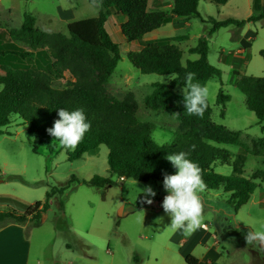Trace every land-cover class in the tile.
I'll return each mask as SVG.
<instances>
[{
    "label": "rangeland",
    "instance_id": "374dc122",
    "mask_svg": "<svg viewBox=\"0 0 264 264\" xmlns=\"http://www.w3.org/2000/svg\"><path fill=\"white\" fill-rule=\"evenodd\" d=\"M169 5L170 2L152 1L149 9H162L170 15ZM100 9L98 4L88 0H0V74H4V67L31 69L51 76L55 88L68 87L74 79L68 72L63 76L55 72L54 60L46 49L37 50L33 57L22 58L19 53L30 49L24 41L10 38L9 31L19 28L24 14L29 13L36 19L37 29L68 36L63 13L72 11L79 21L97 17ZM249 12L245 0H231L225 7L201 0L199 13L202 19L193 17L179 27L174 23L166 24L149 33L145 42L130 43L120 30L127 18L111 10L105 28L119 45L121 59L104 85L105 94L117 100L132 92L138 103V121L151 124V135L161 144L171 143L177 133L178 114L151 110L144 104L153 84L168 83L170 79L167 75L142 74L127 55L140 50L149 41L175 44L184 52L182 63L186 65L188 60L198 58V55H190L188 49L196 47L199 38L206 36L209 40L208 61L222 71L221 79L213 77L207 83L212 121L239 134L237 144H219L217 147L230 153V162L238 155L246 158L243 171L248 179L256 172H264V156H255L253 152L258 138L264 136V121L259 123L255 114L248 110L245 97L235 85L232 66L220 58L239 48L240 39L236 36L240 32L230 26L209 36L212 24L203 20L210 17L244 20ZM248 27L258 32V37L251 43L250 62L244 71L247 76L264 78V61L259 54L264 50V26L249 24ZM246 32L244 27L241 35ZM244 65L239 62L238 68L242 70ZM2 89L0 84V91ZM220 90L230 96L224 118L220 116L222 106L217 104ZM27 128L21 124V119L13 117L10 125L3 128L4 134L0 135V210L14 208L21 211L27 204L45 202L51 189L67 187L63 194H55L49 199V210L44 219L39 223L31 221L28 226L29 230H34L35 248L48 251L46 258L50 254L59 264H186L183 254L193 247L195 257L209 252L214 264H264V245H249L245 239L250 227L258 228V221L264 220V181L257 182L259 187L237 212L222 191H204L202 223L186 237L180 230H166L170 217L161 207L167 194L163 183L121 180L110 171L105 146L80 160L69 161L66 149L59 150L56 146L50 153L46 144L38 145L36 137L28 139ZM49 142L52 145L54 140ZM215 170L225 176L233 174L229 165H219ZM72 176L80 181L102 176L111 178L113 183L96 188L82 182H70ZM148 186L156 192L154 198L149 197L153 199L152 204L145 202L142 192ZM157 218H162L161 223H156ZM135 258L141 262L136 263Z\"/></svg>",
    "mask_w": 264,
    "mask_h": 264
},
{
    "label": "trees",
    "instance_id": "16d2710c",
    "mask_svg": "<svg viewBox=\"0 0 264 264\" xmlns=\"http://www.w3.org/2000/svg\"><path fill=\"white\" fill-rule=\"evenodd\" d=\"M98 4L101 9L95 18L71 22L67 25L68 36L62 33H47L36 28V19L29 13L24 14L22 25L11 29L9 36L14 41H24L30 51L19 53L22 58L33 57L39 49H46L54 60L53 66L59 76L68 72L74 81L66 88H55L52 78L44 72L31 69L21 70L4 67L0 74V135L3 128L10 125L13 117L21 119L26 125L28 139L36 137L38 145L46 144L50 153L56 146L67 150L69 161L80 160L87 154L96 152L101 146L108 150V164L112 174L121 179L137 182H161L165 174H173L175 169L166 160L168 153L185 151L189 158L197 162L206 185V192H223L229 197L235 212L248 203L258 181H264V172L254 173L250 179L244 177L243 164L246 158L238 155L230 162V153L217 147L219 144L235 145L239 134L212 121V108L208 102L200 116L190 115L184 105V93L176 92L185 86L187 73H195L194 81L207 84L213 77L222 78V71L208 61V42L204 36L199 38L196 47L189 53L199 55L195 61L183 65V52L175 44L145 43L138 51H131L127 57L130 63L142 74L169 76L175 74L168 83H155L150 94L145 96L144 104L151 110H162L178 114L176 137L171 143H156L151 133L153 126L138 121V103L132 92L122 100L105 94L104 85L109 82L121 59L120 47L115 43L105 25L111 10L127 19L120 30L130 42H145L144 37L172 22L173 16L181 18H200V0H169L170 12L149 9L150 1L160 0H88ZM217 6H224L228 0H208ZM254 15L244 20L226 19L213 24V30L235 25L241 31L247 23L263 22L259 0L253 1ZM264 61V50L259 52ZM250 51L243 59L236 60L233 73L235 85L245 97L246 106L259 122L264 121V78L244 75L239 71V62L248 63ZM230 96L220 90L217 104L222 106L220 116L225 117L226 103ZM84 108L91 122L90 130L74 148H66L48 134L47 129L59 119L57 109L74 110ZM54 140L51 145L49 141ZM37 146L34 151L36 152ZM255 156H264V138L253 147ZM217 163L232 167V176L215 172ZM82 182L88 186L104 188L112 184L111 178L94 176L91 180L80 181L72 176L70 182ZM67 187L51 189L45 202L27 204L23 210H0V228L9 225L39 223L49 210V199L55 194H63ZM140 263L139 258H135ZM186 264H198V259L189 255Z\"/></svg>",
    "mask_w": 264,
    "mask_h": 264
},
{
    "label": "clouds",
    "instance_id": "9594fccd",
    "mask_svg": "<svg viewBox=\"0 0 264 264\" xmlns=\"http://www.w3.org/2000/svg\"><path fill=\"white\" fill-rule=\"evenodd\" d=\"M175 74H170L171 79ZM195 73L189 72L185 76L184 105L186 112L190 115L200 116L204 113L210 95L207 84L194 81ZM59 119L54 125L47 129L48 134L56 138L60 145L66 148H74L84 138L91 128L84 108L69 110L66 108L57 109ZM156 143H160L154 137ZM170 162L173 174H165L163 187L166 195L161 207L170 217V225L166 230H180L184 236H190L200 227L203 219L202 194L206 189L201 168L197 162L189 158V153L185 151H174L165 157ZM145 202L152 204L156 192L151 186L142 190ZM143 212H137V214ZM162 218H157L156 223H161ZM259 227H250V231L245 235V239L250 245H264V220L258 221Z\"/></svg>",
    "mask_w": 264,
    "mask_h": 264
},
{
    "label": "crops",
    "instance_id": "0c3cea01",
    "mask_svg": "<svg viewBox=\"0 0 264 264\" xmlns=\"http://www.w3.org/2000/svg\"><path fill=\"white\" fill-rule=\"evenodd\" d=\"M160 1H161V3L170 2L169 0H160ZM206 1L209 2L208 0H206ZM253 1L254 0H245L246 4L248 5V9H250L248 17L255 14V11L253 8ZM150 2H152V1H150ZM230 2H231V0H228V3L222 7L227 6L228 4H230ZM210 4H212V3H210ZM259 5L261 8V13H264V0H259ZM171 6L172 5L170 3V5H169L170 9H171ZM156 11H162V9H156ZM198 11H199V6H198ZM170 15H172V14L170 13ZM219 15L221 16V13H219ZM230 18L235 19L233 17H230ZM62 19H63V22L66 23V25H68L71 22L76 21L72 11L71 12L66 11L65 13H63ZM190 19L191 18L185 19V18L177 17L174 15L172 22L167 23V24L174 23L175 26L179 27L181 25V23H186V22L188 23V20H190ZM200 19H202L201 15H200ZM211 19L215 20L216 22H220V21H224V20L229 19V18H226L223 20H216L214 18H211ZM236 20H238V19H236ZM203 21L209 22L212 24V22H210L209 20H207V21L203 20ZM249 24H254V25L260 24L261 26H264V23L261 21L254 22V23H247L244 26L245 29H247V32L244 35H241V32L244 29L243 28L241 31H239L240 33H238L236 36L237 40L240 39L239 48L237 50H232L231 52H229L226 55L222 54L221 55L222 57H220L222 61L227 62L229 65H231L233 70H234L235 61L237 59L245 56L247 50H250L251 43L254 40H256L258 37V32H256L255 30L249 29V27H248ZM165 25H163V26H165ZM230 26H235V25H230ZM230 26H228V27H230ZM225 28H227V27H225ZM220 29H223V28H220ZM220 29L214 31L213 30V24H212V28L209 31V36H212L213 34H215ZM145 37H144V41H145ZM204 37L206 38V40L208 42V54H209V40L206 36H204ZM153 42H155V41H149L148 43H153ZM192 48H194V47H192ZM189 49H191V48H189ZM189 49H188V53H189ZM189 54L190 55H197V54H191V53H189ZM183 56H184V52H183ZM198 58H199V55H198ZM188 61H195V60H188ZM244 64L245 65L243 66L242 70L239 69V71L241 73H243L244 75H246L244 69L247 66V63H244ZM234 77H235V75H234ZM235 80H236V77H235ZM177 89H180L183 91H177ZM177 89L175 90L176 92L184 93V88H177ZM259 123H262V122H259ZM262 130H264V127H262ZM260 138H264V136L260 137ZM260 138H258V140ZM259 157H261V156H259ZM219 165H225V164L217 163L215 168H217V166H219ZM215 172H216V170H215ZM29 224H30V222L26 223L23 226L22 225H16V224H9V225H6V226L0 228V264H59L56 257H53L52 255L50 256V254H48L47 258L45 257V254L48 253L47 250L43 251L41 247L35 248V246L33 244V238H32L34 230L28 229ZM194 251H195V248L190 247L187 250V252H185L183 254V258L186 259V257L189 255L194 256L195 255ZM196 258L199 261L198 264H214L213 261L210 260L209 252H206L201 257L199 256ZM83 264H90V263H83Z\"/></svg>",
    "mask_w": 264,
    "mask_h": 264
},
{
    "label": "built area",
    "instance_id": "2783aa9c",
    "mask_svg": "<svg viewBox=\"0 0 264 264\" xmlns=\"http://www.w3.org/2000/svg\"><path fill=\"white\" fill-rule=\"evenodd\" d=\"M122 180V179H121Z\"/></svg>",
    "mask_w": 264,
    "mask_h": 264
}]
</instances>
